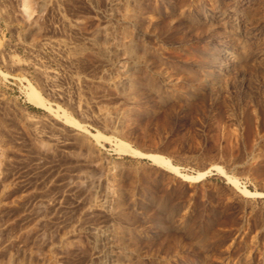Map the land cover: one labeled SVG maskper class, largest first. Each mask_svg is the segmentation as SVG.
Segmentation results:
<instances>
[{
  "label": "rangeland",
  "instance_id": "374dc122",
  "mask_svg": "<svg viewBox=\"0 0 264 264\" xmlns=\"http://www.w3.org/2000/svg\"><path fill=\"white\" fill-rule=\"evenodd\" d=\"M92 227L264 264V0H0V264H98Z\"/></svg>",
  "mask_w": 264,
  "mask_h": 264
},
{
  "label": "bare ground",
  "instance_id": "6f19581e",
  "mask_svg": "<svg viewBox=\"0 0 264 264\" xmlns=\"http://www.w3.org/2000/svg\"><path fill=\"white\" fill-rule=\"evenodd\" d=\"M28 98L39 104V105H46L44 102L43 96L40 94V92L33 86L29 92H28ZM128 150V149H127ZM130 151V150H129ZM131 152H136V150H133ZM154 160L158 162H164L167 166H170L174 169L177 167L173 165L168 160H165L162 156L159 154H153L151 155ZM223 171V169H221ZM205 172H199L196 175H187L185 173H182V176L186 179L190 180H197L201 176H203ZM230 180H232L234 183H236V179L234 177L228 176ZM244 190V189H243ZM247 192V190H244ZM250 193V191H248ZM94 229V240L93 243L95 246L98 247V255L101 257L98 264H118L119 262V251L116 248L114 242H113V232L111 229L106 227H95L91 228Z\"/></svg>",
  "mask_w": 264,
  "mask_h": 264
},
{
  "label": "trees",
  "instance_id": "16d2710c",
  "mask_svg": "<svg viewBox=\"0 0 264 264\" xmlns=\"http://www.w3.org/2000/svg\"><path fill=\"white\" fill-rule=\"evenodd\" d=\"M223 180V179H222Z\"/></svg>",
  "mask_w": 264,
  "mask_h": 264
}]
</instances>
